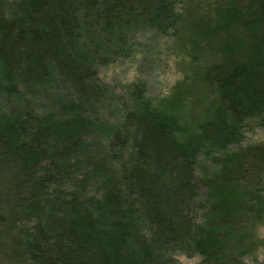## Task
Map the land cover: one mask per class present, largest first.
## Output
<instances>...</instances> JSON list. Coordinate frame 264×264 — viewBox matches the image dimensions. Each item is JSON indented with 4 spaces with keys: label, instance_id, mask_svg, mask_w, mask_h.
Wrapping results in <instances>:
<instances>
[{
    "label": "trees",
    "instance_id": "1",
    "mask_svg": "<svg viewBox=\"0 0 264 264\" xmlns=\"http://www.w3.org/2000/svg\"><path fill=\"white\" fill-rule=\"evenodd\" d=\"M211 6L192 40L217 42L213 105L189 140L170 97L101 77L139 37L179 36L177 0H0V264H237L220 244L264 197V139L246 144L264 132V0ZM252 169L229 205L224 181Z\"/></svg>",
    "mask_w": 264,
    "mask_h": 264
},
{
    "label": "rangeland",
    "instance_id": "2",
    "mask_svg": "<svg viewBox=\"0 0 264 264\" xmlns=\"http://www.w3.org/2000/svg\"><path fill=\"white\" fill-rule=\"evenodd\" d=\"M177 1L179 11L183 14V27L179 36L162 39L152 36L139 37L135 56L104 69L101 77L108 83L120 86L130 81L141 80L147 85L148 98L159 102L165 100V104L171 100L175 107L172 112L178 115L183 123L184 137L198 140L201 123L206 114L209 115L208 110L213 105V93L202 72L217 60L218 54L215 40H204V37L192 40V33L198 28H203L207 21H214L216 11L211 6V0ZM193 22H197L199 27L191 29ZM166 96L170 97L168 101L165 99ZM258 139H264V132L258 127L249 129L246 144L256 142ZM213 157L215 156L205 159L201 156L199 171L202 176L207 177L206 175L213 170ZM253 167L256 168L255 165ZM244 168L246 169V166ZM253 170L242 176L246 181L237 179L224 181L236 188V192H230L228 195L234 197L229 205H236L241 198L249 196L248 190L255 186V182L252 181L256 176ZM242 171L246 173L245 170ZM256 177L263 180L264 174H258ZM226 184L222 183L221 188L226 190ZM262 200L258 203L256 212L252 214V217L257 216L255 221L246 225L243 222L238 224L237 232L230 233L221 242L219 255L226 261L237 258L234 262L237 264L240 262L264 264V197ZM243 254L245 255L241 258ZM178 264H201V260L179 256Z\"/></svg>",
    "mask_w": 264,
    "mask_h": 264
}]
</instances>
